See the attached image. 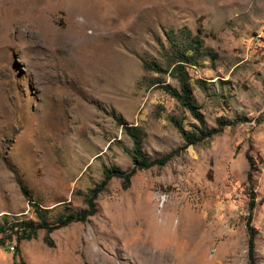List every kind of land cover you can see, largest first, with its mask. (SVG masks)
<instances>
[{"label": "rangeland", "instance_id": "374dc122", "mask_svg": "<svg viewBox=\"0 0 264 264\" xmlns=\"http://www.w3.org/2000/svg\"><path fill=\"white\" fill-rule=\"evenodd\" d=\"M187 44L201 120L163 88ZM0 264H264V0H0Z\"/></svg>", "mask_w": 264, "mask_h": 264}, {"label": "trees", "instance_id": "16d2710c", "mask_svg": "<svg viewBox=\"0 0 264 264\" xmlns=\"http://www.w3.org/2000/svg\"><path fill=\"white\" fill-rule=\"evenodd\" d=\"M166 40L170 44L173 42V40L169 36L166 37ZM198 42H199L198 38H195L194 43L197 44ZM188 50H191L188 44L187 46L183 47L182 50L177 49L175 52L176 55L173 57V59H171V62H170L173 65L171 69L172 70L171 75L174 78H176L178 87L177 88L171 87L167 84H164L163 88L182 107H184L187 111L193 114L195 118L201 120L200 114L196 110L197 107L194 105V101H193L190 88L188 85V75H187L186 70L184 69V66L192 60L191 58L193 57V54L197 52V48H195L194 52L190 54H188ZM217 121L219 124H224L222 123L223 121L221 119H218ZM170 122L176 128V130L180 134L185 144H194L197 141H200L203 138L208 137L216 132V129L214 128H205V127L188 131L184 129L180 121L173 116L170 117ZM116 123L122 128V130L131 140V161L133 165L124 174L125 180L128 181L135 169L148 167L153 163V161L151 162L147 161L146 158L140 153V150H139L140 145H141L140 130L136 126L124 124V122L119 117H116ZM157 162L159 164H162L164 162V159L157 161ZM114 172H117V169L104 168L103 169L104 179L109 178V176ZM103 181L104 180H102L100 183H103ZM17 184L19 186L20 191L24 194L26 191L24 187L22 186V184L19 181H17ZM98 186L96 187V189L98 188ZM96 189L95 188L90 189L89 195L84 197V203L86 204V208H82L78 211H75L73 213H69L63 216L58 215L55 221V225L53 226L59 227V226L66 225L67 223H70L73 221H84L87 216L93 214L92 198L95 195ZM36 215L38 218H40L41 223L32 225L31 222H22L21 225L23 226V228L21 229V231L15 233L16 242L22 239L27 240L31 238L36 228H45L46 230H50L52 228L45 223L44 218L40 213H36ZM248 249H249V253H252L253 240L250 236L248 239Z\"/></svg>", "mask_w": 264, "mask_h": 264}]
</instances>
